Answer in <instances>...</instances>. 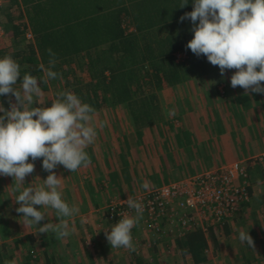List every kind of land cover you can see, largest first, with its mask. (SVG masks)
I'll use <instances>...</instances> for the list:
<instances>
[{
	"label": "crops",
	"instance_id": "obj_1",
	"mask_svg": "<svg viewBox=\"0 0 264 264\" xmlns=\"http://www.w3.org/2000/svg\"><path fill=\"white\" fill-rule=\"evenodd\" d=\"M21 11L23 21H28L24 6ZM217 71L164 88L159 93L161 117L149 126L136 125L126 104L116 105L111 101L107 108L126 107L122 110L123 119L119 120V116L111 124L108 117H94L97 138L86 149L91 162L72 173L63 166L52 170L61 177L63 198L69 205L76 204L80 208L77 215L63 218L76 229L69 237L55 239L51 233L39 232V227L45 223H59L52 209H47L39 224L25 225L23 214L15 211L19 205L14 197L18 194L14 190V178L0 176V264L11 261L15 264H74L76 261L89 264L95 262L96 257L103 264H128V257L117 255L119 248L112 249L105 238L104 229L110 227L104 213L113 198L128 199L140 190H152L187 175L264 154V120L257 118L261 113H255L254 118L247 117L259 107L264 109L262 93H251L239 86L232 88L230 77L234 70L229 69L223 77ZM248 106L251 111H246ZM104 107H101L102 111ZM230 151L234 152L232 156ZM34 164L33 173L26 176L22 187L42 184L49 174L41 167V159L35 160ZM144 181L150 182L147 189L142 187ZM36 207L43 209L40 205ZM258 216H255L256 220L264 227V218ZM251 223L249 219L247 227L256 241L255 226H250ZM136 228L133 237L140 238L144 249L147 250L149 244V249L166 253L169 247L172 248L173 240L176 255L186 257L169 231L151 234L143 243L146 225L140 220ZM256 245L257 241L253 248L241 246L238 256L230 254L232 258L227 263L242 264L241 253L251 248L258 258L251 264H264V243ZM122 249L129 255L132 252ZM259 252H262L261 256ZM110 255H116V258L111 260Z\"/></svg>",
	"mask_w": 264,
	"mask_h": 264
},
{
	"label": "trees",
	"instance_id": "obj_2",
	"mask_svg": "<svg viewBox=\"0 0 264 264\" xmlns=\"http://www.w3.org/2000/svg\"><path fill=\"white\" fill-rule=\"evenodd\" d=\"M180 2L9 0L8 4L0 3V12L6 18L0 23L4 34L11 33L14 43L11 52L0 48V57L11 55L20 64L21 78L15 85L17 89L25 74L35 76L41 82L42 65L45 64L59 75L60 70L63 71L66 86L71 85L72 92L93 105L95 111H102L101 107H106L109 101L116 105L126 104L136 125L149 126L161 117L159 93L164 88L218 68L209 63L206 56H197L185 47L193 35L192 25L188 20L180 22L179 18L193 9V3L189 0L179 7ZM21 6L25 8L28 21H23ZM17 9L20 10L18 15ZM129 24L133 26L132 30ZM29 30L34 35V43L26 42ZM49 49L55 53V64H49ZM179 52L186 56L177 61ZM73 64L87 72L82 81L70 79L75 71ZM262 96L264 98V93ZM9 100L16 104V98L11 94L0 96L5 108L9 107ZM244 172L246 176H241L240 180L247 182L244 188L248 196L242 199V208L207 231L197 227L174 239L193 264H210L211 255L220 251L221 241L228 242L233 234H238L234 227H245L249 231L248 213L254 211L256 214L259 208H264V194H257L254 187L258 179L264 182V156L262 160H248ZM110 203L104 213L108 227L117 222L111 218ZM146 241V238L142 240ZM251 248L241 253L242 264H251L258 259ZM138 263L146 264V261L141 258Z\"/></svg>",
	"mask_w": 264,
	"mask_h": 264
},
{
	"label": "clouds",
	"instance_id": "obj_3",
	"mask_svg": "<svg viewBox=\"0 0 264 264\" xmlns=\"http://www.w3.org/2000/svg\"><path fill=\"white\" fill-rule=\"evenodd\" d=\"M188 2L181 0L179 7ZM192 3L193 9L179 18L180 22L188 20L192 25L193 35L185 47L197 56H206L209 63L219 68L221 77L227 70L236 69L230 77L232 88L239 86L251 93H264V0H192ZM0 29L3 30L1 23ZM3 34L4 30L0 35ZM48 52L49 64H55V53L51 49ZM57 75L56 71L47 72L53 79ZM20 78L18 61L11 55L0 57V96L11 94L17 102L14 105L9 100L8 108L0 102V176L14 178V190L18 193L14 197L19 205L15 211L23 214L25 225L39 224L47 209H52L59 223H45L39 232L64 239L76 229L63 218L77 215L80 208L69 205L63 198L61 177L52 170L63 166L72 173L91 162L86 149L97 138L94 106L76 93L62 90L50 106L33 107L34 96L43 94L37 78L23 75L22 91L15 87ZM37 159H41V167L49 174L42 184L22 187L26 176L33 173ZM149 183L144 181L142 187L147 189ZM127 205L135 215L122 214L118 222L104 229L112 249H135L132 230L143 217L144 205L132 197L127 199ZM239 240L253 246L249 231H240Z\"/></svg>",
	"mask_w": 264,
	"mask_h": 264
},
{
	"label": "built area",
	"instance_id": "obj_4",
	"mask_svg": "<svg viewBox=\"0 0 264 264\" xmlns=\"http://www.w3.org/2000/svg\"><path fill=\"white\" fill-rule=\"evenodd\" d=\"M3 30L0 29V34ZM177 61L186 54L177 53ZM244 166L228 164L220 168L205 170L195 175L164 184L158 188L145 191L132 198L144 205L143 223L151 231L166 233L175 238L186 231L201 227L208 230L217 223L229 218L239 210L243 198H247ZM242 182V184H241ZM124 215H135L129 209L127 199H114L110 203L111 218L117 222ZM137 225L133 228H135Z\"/></svg>",
	"mask_w": 264,
	"mask_h": 264
},
{
	"label": "rangeland",
	"instance_id": "obj_5",
	"mask_svg": "<svg viewBox=\"0 0 264 264\" xmlns=\"http://www.w3.org/2000/svg\"><path fill=\"white\" fill-rule=\"evenodd\" d=\"M8 3H9V0H5L4 1V4H8ZM15 13H16V15H18L19 14L18 10L15 11ZM5 20H6L5 16L2 15L1 12H0V22L5 21ZM127 24L128 23H125V26H127ZM128 26L130 28L131 24H129ZM27 33L28 34H27L26 42L34 43L35 42L34 41V37H33V35H31V32L28 31ZM10 34L11 33H9V35H7V34H3V36L0 35V48H5L7 53L12 51V46H13L12 44L14 43V40H12V36ZM42 67H43V73H42V75H40V80H42V81L40 82L38 80V84L41 87V90H42L43 94L40 97H35L34 96V102L31 105L33 107L50 106L52 101L57 99V93L58 92H60L62 90L72 91V88H73L71 85L70 86H68V85L66 86V81H65L64 75L62 74L63 71L61 73V70L59 69L60 70V75L58 74V76L55 79H53V78H50V77L47 76V72L50 71V70L51 71H54V70L52 68H50L49 66L47 67V65H45V64H43ZM69 68L70 67H68V69ZM72 68H73V70L75 69V71H73L71 73V75H70V79L71 80L76 78V80L82 81V79L84 78L83 76L87 75L85 70L83 68H81L80 66H78V65L75 66V64H73ZM69 70H71V69H69ZM215 70H218L217 72H219V68H217ZM230 70L236 71V69H230ZM18 89L22 91V89L20 87H18ZM124 109H126V107H124V106L122 108H119V107H115L114 108L113 107V109L105 107L101 114L99 113L100 110H96L94 117H96V118L108 117L111 120V121L110 120L109 121L112 124V123H114V121H115V119L117 117L119 118V116H120L119 120L123 119V116H125V115L123 114L122 110H124ZM248 109H250V111H251V106H248L246 111ZM262 112L264 113V109H262V107H259V110H257V112H255V111L250 112V114L247 117L254 118L253 116H255V113H256L258 115L260 114V116L257 117L259 120H264V114H262ZM262 124L264 125V123H262ZM238 145H239V143H238ZM238 150H239V148H238ZM233 153H234L233 151H230V156H232ZM263 156H264V154H261L259 156H256V157L250 158V159L262 160ZM248 160L249 159H247L245 161L237 160L236 162H231V163H228V164H239V166L240 165L244 166V165H246V162ZM228 164L223 165V167L227 166ZM220 167H222V166H220ZM220 167H217V168H220ZM139 174L142 175L141 173H139ZM156 177H158V176H156ZM254 187H255V189L257 191V194H261V193L264 194V182H262L260 179L257 180V182L255 183ZM145 191H149V190H145ZM145 191L140 190L137 195H139L140 193H143ZM114 199L115 198H113V200ZM119 199H121V198L118 197V200ZM263 210H264V208H259L255 212L256 214H254V211L249 213L250 214L249 215V219L252 221L250 226H252V225L255 226V228H253V231H254L253 233H255L254 237L256 238L257 245L258 244L262 245V243H264V230H263L264 227L262 226L261 222L258 223V220H256L255 216L259 215L258 217L262 219L263 217H262L261 213L263 212ZM256 222H257V224H256ZM259 225H261V228H260ZM138 228H140V227H138ZM234 228H236L239 232L242 231V230L243 231L247 230L245 227L242 228L241 226L240 227H234ZM151 232H152L151 229L147 228L146 235H143V236H145L147 241L152 236L150 234ZM256 241L253 240V242H256ZM133 242L135 244V249L134 250L130 249L132 251V252L130 251L131 252L130 255L126 254V253H123L124 249H122V248H119L118 249L119 253H116L119 256L125 254L128 257V260H127L128 262L126 261L128 264H139L138 263V259L141 258L140 256L144 257V260H146V264H193V262L190 259H187L186 257H183V256L179 257L178 255H176V254H178V252H177L176 249H174L175 246H174V241L173 240H172V243H171V244H173L172 248L169 247L168 251L166 253H164V251L157 252V251L153 250L152 248L149 249V247H150L149 244H147V247H148L147 250L144 249L145 247L142 246L140 238H137V239L135 238L133 240ZM239 242H240L239 233L238 234H234L233 237L231 238V240L228 241V242L225 241V240H222L221 241L220 251H219L218 254H213L210 264H228L227 262L230 260V258H232L230 256V254L234 253V255L238 256V248H240L241 246H246L247 245L246 243H244V244L240 243L239 244ZM235 243H237V244H235ZM161 250H163V249H161ZM263 250H264V246H263ZM258 254L261 256L262 252H259ZM115 258H116V255H113V256L110 255V259L111 260L115 259ZM80 262L81 261H76V262H74V264H80ZM88 263L89 264H103V261L99 260L96 257L95 262L93 261V262H88ZM118 264H119V262H118Z\"/></svg>",
	"mask_w": 264,
	"mask_h": 264
}]
</instances>
